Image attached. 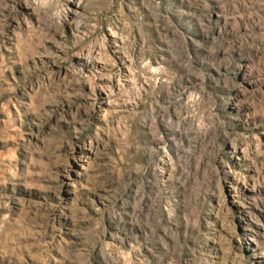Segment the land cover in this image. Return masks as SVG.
Segmentation results:
<instances>
[{
    "label": "rangeland",
    "instance_id": "rangeland-1",
    "mask_svg": "<svg viewBox=\"0 0 264 264\" xmlns=\"http://www.w3.org/2000/svg\"><path fill=\"white\" fill-rule=\"evenodd\" d=\"M0 264H264V0H0Z\"/></svg>",
    "mask_w": 264,
    "mask_h": 264
}]
</instances>
